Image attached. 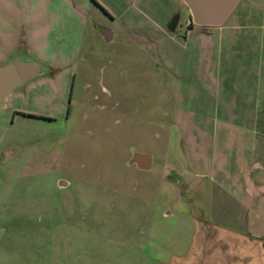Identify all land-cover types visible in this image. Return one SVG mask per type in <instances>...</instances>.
Listing matches in <instances>:
<instances>
[{"label": "rangeland", "instance_id": "374dc122", "mask_svg": "<svg viewBox=\"0 0 264 264\" xmlns=\"http://www.w3.org/2000/svg\"><path fill=\"white\" fill-rule=\"evenodd\" d=\"M247 5H261L256 22L263 19L264 0H241L226 25ZM146 6L163 25L179 14L176 33L165 24L175 42L151 22L146 42L124 29L134 13L112 20L101 7L64 67L23 55L53 73L27 83L0 109V264L167 263L193 245L211 199L221 196L197 170L195 154L203 150H191L182 132L191 128L182 122L197 119L183 102L190 59L183 76L168 68L179 63L189 12L182 0ZM102 29L113 32L112 41ZM260 38L264 53V31ZM197 107L209 113L206 104ZM263 107L264 99L262 135ZM134 152L151 156L149 170L129 164Z\"/></svg>", "mask_w": 264, "mask_h": 264}, {"label": "crops", "instance_id": "0c3cea01", "mask_svg": "<svg viewBox=\"0 0 264 264\" xmlns=\"http://www.w3.org/2000/svg\"><path fill=\"white\" fill-rule=\"evenodd\" d=\"M121 4L122 0H114V7L108 0H0V65L26 54L53 68L64 67L60 62L75 60L73 55L79 52L88 18L101 7L112 20L134 13L136 16L129 15L124 29L137 30L142 40L150 39L144 32L148 22L169 41L178 39L166 34L165 24L170 20L163 25L149 16L148 0H130L116 16L113 12ZM260 8L261 5H247L238 12L234 23L219 27L193 24L183 39L179 36L182 42L178 46L183 53L176 57V68H168L183 76L182 64L190 59L192 70L187 76L183 102L197 118L192 123L182 122L183 127L191 126L182 132L191 150H203V154H195L197 170L209 174L221 196L211 199L210 214L206 221L199 222L193 245L163 264H264V135L257 132L258 112L264 99L260 38L264 16L256 22ZM166 51L162 50L161 57L168 58ZM219 69L223 70L222 77ZM50 73L53 71L46 75ZM19 91H14L0 109ZM201 104H206L209 113L197 112ZM12 106L15 107L13 103Z\"/></svg>", "mask_w": 264, "mask_h": 264}, {"label": "water", "instance_id": "95a60500", "mask_svg": "<svg viewBox=\"0 0 264 264\" xmlns=\"http://www.w3.org/2000/svg\"><path fill=\"white\" fill-rule=\"evenodd\" d=\"M241 0H182L189 12L190 21L199 27H219L230 17ZM179 23V14L171 19L167 26L170 33H175ZM106 41L112 40V33L102 29ZM19 54L0 65V107L14 92L24 87L28 82L49 73L42 65ZM129 164H134L140 170H149L152 158L148 154L133 153ZM65 183H61V186Z\"/></svg>", "mask_w": 264, "mask_h": 264}, {"label": "flooded vegetation", "instance_id": "af4514ba", "mask_svg": "<svg viewBox=\"0 0 264 264\" xmlns=\"http://www.w3.org/2000/svg\"><path fill=\"white\" fill-rule=\"evenodd\" d=\"M180 19V18H179ZM171 21V20H170ZM169 21V22H170ZM169 24V23H168ZM179 24V23H178ZM187 28L193 26L192 22L190 21V17L188 18L187 22H186ZM178 27V26H177ZM134 165V164H133ZM152 165V164H151Z\"/></svg>", "mask_w": 264, "mask_h": 264}]
</instances>
